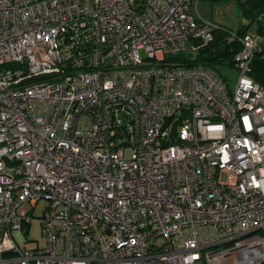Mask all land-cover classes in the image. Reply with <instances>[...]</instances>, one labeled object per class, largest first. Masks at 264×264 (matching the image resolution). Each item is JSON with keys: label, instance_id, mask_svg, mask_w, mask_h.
<instances>
[{"label": "built area", "instance_id": "obj_1", "mask_svg": "<svg viewBox=\"0 0 264 264\" xmlns=\"http://www.w3.org/2000/svg\"><path fill=\"white\" fill-rule=\"evenodd\" d=\"M198 1L0 0V264H264L259 38L187 65Z\"/></svg>", "mask_w": 264, "mask_h": 264}, {"label": "trees", "instance_id": "obj_2", "mask_svg": "<svg viewBox=\"0 0 264 264\" xmlns=\"http://www.w3.org/2000/svg\"><path fill=\"white\" fill-rule=\"evenodd\" d=\"M211 2L222 0H210ZM241 8V22L235 29L236 36H231L232 29H216L213 40L201 46L192 58H186L187 65H201L217 70L220 65H233L235 53L240 48L238 37L248 32L252 25L254 31L264 38V0H237ZM250 75L264 87V39L258 43L251 63Z\"/></svg>", "mask_w": 264, "mask_h": 264}, {"label": "rangeland", "instance_id": "obj_3", "mask_svg": "<svg viewBox=\"0 0 264 264\" xmlns=\"http://www.w3.org/2000/svg\"><path fill=\"white\" fill-rule=\"evenodd\" d=\"M191 11L201 19L210 20L232 30H235L242 21L241 8L237 0H222L216 2L199 0L196 4V10L194 6H192ZM249 30L250 32H254V25H252ZM216 71L223 77L230 88L234 87L239 74L238 69L234 65H220ZM46 205L47 201L41 198L38 200L36 206L32 208L31 215L33 219L29 226H24L25 230L28 231V241L23 243L24 247H33L35 244H43L39 216L42 214Z\"/></svg>", "mask_w": 264, "mask_h": 264}, {"label": "crops", "instance_id": "obj_4", "mask_svg": "<svg viewBox=\"0 0 264 264\" xmlns=\"http://www.w3.org/2000/svg\"><path fill=\"white\" fill-rule=\"evenodd\" d=\"M248 32H250V30H248ZM251 34H253V35H256V36H258V38H259V42H260V40L262 39V37H260L257 33H255V31L254 32H250ZM217 72V71H216ZM218 73V72H217ZM219 74V73H218Z\"/></svg>", "mask_w": 264, "mask_h": 264}]
</instances>
